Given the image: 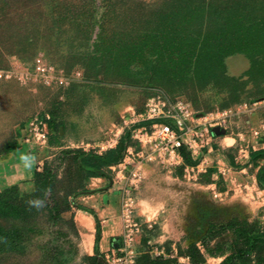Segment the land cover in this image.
I'll return each mask as SVG.
<instances>
[{
    "label": "rangeland",
    "instance_id": "rangeland-1",
    "mask_svg": "<svg viewBox=\"0 0 264 264\" xmlns=\"http://www.w3.org/2000/svg\"><path fill=\"white\" fill-rule=\"evenodd\" d=\"M214 1L0 0V71L32 70L41 55L67 75L79 74L62 85L0 76V199L19 211V216L0 219L8 236L0 242V264H96L91 256L106 264L109 249L90 253L91 231L78 224L75 210L87 206L81 195L90 178L103 176L109 194L114 192L122 225V186L141 161L142 145L133 131L156 95L172 103L182 100L198 116L229 108L233 115L228 130L214 127V148L204 152L208 166L198 179L187 180L182 167L171 172L155 161L143 163L144 179L133 190L143 221L135 263L264 264L258 257L264 246L254 247L264 238V154L252 149L250 157L238 158L240 132L249 133L251 124L264 121V39L237 45L232 30L223 29L200 54L198 26L201 18L215 20ZM243 1L244 24L264 28V0ZM108 10L111 20L121 22L118 29L143 19L146 27L165 33L159 43L187 51L197 44L199 55L193 64L164 54L160 65L150 59L138 63L127 47L117 67L115 56L97 54ZM167 20L177 26L175 31ZM17 23L18 36L13 31ZM34 25L42 31L38 37L28 35ZM13 42L22 46L6 50ZM239 46L250 55L232 51ZM249 61L242 75H230L247 68ZM231 135L235 141L225 138ZM112 148L118 149L117 162L101 169L93 167L92 156L79 153L102 155ZM131 151L134 161L120 170ZM186 157V164H197ZM32 200L43 201V207L37 209ZM55 203L57 212L47 207ZM118 236L114 246L120 243Z\"/></svg>",
    "mask_w": 264,
    "mask_h": 264
},
{
    "label": "built area",
    "instance_id": "built-area-1",
    "mask_svg": "<svg viewBox=\"0 0 264 264\" xmlns=\"http://www.w3.org/2000/svg\"><path fill=\"white\" fill-rule=\"evenodd\" d=\"M75 75L79 74L67 75L65 70L49 63L41 55L35 58L32 70L18 66L15 69L0 71L1 77L17 78L25 82L32 78L46 84L60 85L71 81L76 77ZM142 115L139 121L143 123L135 126L133 131L134 138L142 145L141 151L138 152L141 161L134 164L129 171L128 183L122 186V230L120 237L118 236L120 243L106 252V264H135L136 262L137 237L143 230V221L137 213V200L133 190L144 179L143 163L155 161L171 172L182 167L183 175L187 180L198 179V174L208 166L205 159H202L204 152L206 150L211 152L214 148L213 128L219 125L228 130L229 118L233 115V110L229 108L198 116L196 111L184 101L177 100L172 103L167 97L156 95L149 98ZM200 117L202 121H199ZM250 135L253 139L261 141L264 138V121L251 128ZM240 138H243V142H240L238 158L242 156L248 158L252 151L256 150V143L245 134H240ZM132 154V151L129 152L124 157V161L119 163L120 170H125L128 164L134 161L131 158ZM186 154L194 161L197 160V164H186ZM256 185L255 183L245 184L249 188Z\"/></svg>",
    "mask_w": 264,
    "mask_h": 264
},
{
    "label": "trees",
    "instance_id": "trees-1",
    "mask_svg": "<svg viewBox=\"0 0 264 264\" xmlns=\"http://www.w3.org/2000/svg\"><path fill=\"white\" fill-rule=\"evenodd\" d=\"M212 3H214L212 4V7L214 8L213 14H214L215 20L213 21L212 18L210 20H203V18H201L200 26H198L196 40L203 47L202 50L199 49L198 51L200 54L201 52L207 51L205 48L212 40L213 34L223 29L232 30L233 36H234L233 41L237 42L238 43L237 45H244V44L246 45V44L254 42L255 40L259 41V40L264 39V28L253 27V25L246 26L244 24L242 17L245 14V12H241L243 8V6L241 5L242 0H215ZM252 4H253L254 9L256 10L257 9L255 7L256 3L252 2ZM203 8L202 10H204ZM104 15L105 16H102V27H103L102 29L103 30H102V33L101 32L99 33L98 35L99 40H97L98 42L97 44L98 53L97 54H98V57L101 56L102 54H105L107 56L113 55V57L115 56V58L113 59L117 60L116 61L117 67H120L122 65V61L124 59L123 56L124 54H126L127 47L131 48V50L129 51L130 56H135L137 61H139L138 63H140L141 60L146 59V62H147V60L150 59L151 60V61L149 60L150 62H159V65H160V60L163 63L166 60L164 56H168L170 60H173V61L174 60L177 61L179 59L180 60L187 59L186 64L188 63L193 64V60L196 57V54L199 55L198 52L196 51V49L198 50L197 44H196V49L187 51L185 49L178 48L175 44H170V42L168 44L165 43V41L164 43L162 42L159 43V37L161 38L165 36V33L161 35L159 31L155 29L153 31L149 27H146L145 26L146 24L145 25L143 24V19L137 18V20L135 21L136 24L134 25L132 24L130 27L128 26V28L126 27L124 29H118L119 24L121 22L117 21L116 19L111 20L110 18L111 11L108 10L106 14ZM222 18H224V20L222 23H220L219 21ZM113 21L114 22L117 21L118 24L116 25L115 23H113ZM168 21L169 20H167L166 24H169L172 27H174L172 32L175 31V28L177 26L176 27L173 26L172 25L173 23L171 21L169 22ZM79 25H81V23H78V26ZM118 30L120 31L118 32ZM240 30L243 31L242 34L238 32ZM13 31L18 36V34L20 33L18 23L16 24V27L14 28ZM26 32H28V30ZM33 32L38 37L42 33V31L40 30V26L34 25L33 28L30 27V31L28 35L33 34ZM28 35H27V39H29L30 37ZM153 39L155 40L157 39L158 43L153 44L151 42ZM20 46H22L20 43L13 42L12 44H10V46H7V48H5L4 46V48L6 50H8V48L10 50H13L15 48L18 49V47ZM164 50L166 51V54ZM232 51L245 52L248 55H250L249 50L245 49L243 46H239V48H235ZM161 54L162 55L164 54V56L161 57ZM151 55L152 56L156 55V56L152 58ZM206 55L207 57H210L211 53L209 52ZM259 56L261 55L258 54L257 57ZM251 69H253V63H252ZM14 148H16V146L13 148H10V151H12ZM117 152H118L117 148H112L102 155L95 154L93 152H85L83 150L79 151V153L82 154L84 157L92 156L93 160L96 161V163L93 164V167L95 169H101L103 167L107 168L111 166L113 163H116L117 160L115 158V155L117 154ZM258 153L264 154V151L260 150ZM186 156H187L186 158H189V155L186 154ZM86 163H89V162L86 161ZM0 198H1V194H0ZM47 207L51 211L57 212L58 204L56 203L51 204V206L48 205ZM16 216H19L18 207H15V205H11V204H5L2 202V199H0V219L16 217ZM99 232H100V229L98 226L97 239H99ZM6 233L7 231L4 230L0 224V242L2 240L4 241L8 240V236ZM258 244H260V247L258 245L254 247H256V249L258 248V250L259 249L262 250L264 246V238L262 236L261 238L259 237ZM244 254L249 255L250 250H246ZM258 257L259 259L260 258L264 259V254L260 253V256ZM91 259H93L96 262V264H105V262L100 260L97 256H91Z\"/></svg>",
    "mask_w": 264,
    "mask_h": 264
},
{
    "label": "crops",
    "instance_id": "crops-1",
    "mask_svg": "<svg viewBox=\"0 0 264 264\" xmlns=\"http://www.w3.org/2000/svg\"><path fill=\"white\" fill-rule=\"evenodd\" d=\"M248 59V58H247ZM249 60V59H248ZM250 68V61L247 68L238 71L231 72L230 75L238 76L242 75ZM249 122V120H247ZM254 124H251L250 127ZM259 125V124H258ZM247 126V125H245ZM214 129V128H213ZM251 131V129L249 130ZM241 135L245 134L252 142L256 143L255 151H264V138L261 141H257L252 138L249 133L240 132ZM234 139L237 138L234 135L226 136ZM107 178L103 176L90 178L87 187V193L81 195L82 200H84L86 207H81L75 210V219L78 224L86 230L91 231V243H90V253L98 251L101 253L106 252L112 246H114V239L117 235L121 233L122 225L119 220V207L115 204L114 192L112 195L109 194V189L107 188ZM110 198L112 201H110ZM98 226L100 229L99 239Z\"/></svg>",
    "mask_w": 264,
    "mask_h": 264
},
{
    "label": "clouds",
    "instance_id": "clouds-1",
    "mask_svg": "<svg viewBox=\"0 0 264 264\" xmlns=\"http://www.w3.org/2000/svg\"><path fill=\"white\" fill-rule=\"evenodd\" d=\"M29 203L34 205L37 209L43 207V201L41 200H32V201H29Z\"/></svg>",
    "mask_w": 264,
    "mask_h": 264
}]
</instances>
